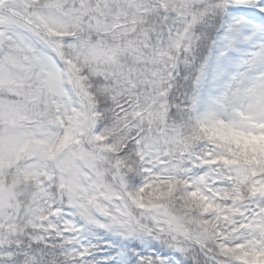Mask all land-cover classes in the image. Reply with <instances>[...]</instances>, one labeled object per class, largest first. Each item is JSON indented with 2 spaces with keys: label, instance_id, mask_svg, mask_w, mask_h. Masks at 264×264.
<instances>
[{
  "label": "snow or ice",
  "instance_id": "1",
  "mask_svg": "<svg viewBox=\"0 0 264 264\" xmlns=\"http://www.w3.org/2000/svg\"><path fill=\"white\" fill-rule=\"evenodd\" d=\"M0 264H264V0H0Z\"/></svg>",
  "mask_w": 264,
  "mask_h": 264
}]
</instances>
